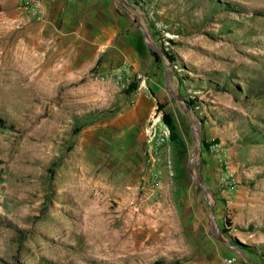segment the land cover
I'll return each instance as SVG.
<instances>
[{"label":"rangeland","instance_id":"rangeland-1","mask_svg":"<svg viewBox=\"0 0 264 264\" xmlns=\"http://www.w3.org/2000/svg\"><path fill=\"white\" fill-rule=\"evenodd\" d=\"M0 117V264H262L264 0H0Z\"/></svg>","mask_w":264,"mask_h":264},{"label":"built area","instance_id":"built-area-1","mask_svg":"<svg viewBox=\"0 0 264 264\" xmlns=\"http://www.w3.org/2000/svg\"><path fill=\"white\" fill-rule=\"evenodd\" d=\"M147 170L141 182L135 187L134 196L141 205L157 201L162 191V181L171 162L163 160L161 150L170 137L169 128L163 124L161 116H153L146 130ZM231 261H228L230 264Z\"/></svg>","mask_w":264,"mask_h":264},{"label":"trees","instance_id":"trees-1","mask_svg":"<svg viewBox=\"0 0 264 264\" xmlns=\"http://www.w3.org/2000/svg\"><path fill=\"white\" fill-rule=\"evenodd\" d=\"M152 54L154 56V59H156L157 63L162 61V57L158 53L152 51ZM168 58L171 61H175L174 55H168ZM136 87H137V84L133 85L132 88H131V91H133ZM188 105L190 106V108L194 109L195 107L198 106V101H195V100L189 101ZM164 120L168 124V126L171 128L173 136H174L175 125H174V122H173L172 118L170 117L169 114H165L164 115ZM202 122L204 123L203 120H202ZM0 128L1 129H5V130H8V129L9 130H13V131L16 130L15 125H13L8 120H6V119H4L2 117H0ZM239 246H240L241 251L244 252L245 254H250V255H253V256L258 258V253L256 251H254L253 248H251L249 246H245V245H240V244H239ZM260 260H262V264H264V259L260 258ZM155 264H164V263L162 261H158Z\"/></svg>","mask_w":264,"mask_h":264},{"label":"water","instance_id":"water-1","mask_svg":"<svg viewBox=\"0 0 264 264\" xmlns=\"http://www.w3.org/2000/svg\"><path fill=\"white\" fill-rule=\"evenodd\" d=\"M191 173L193 174L194 179L197 181V185H198V186H201V187L204 189V191H205V186H204L203 181H202L199 177H197V176L193 173V171H191ZM211 209H212V212H213V215H214V214H215V209H214V207L212 206ZM218 239L221 240L222 242H224V240L221 239L220 237H218ZM234 247H235V249H237V250L239 249V247H237V246H234Z\"/></svg>","mask_w":264,"mask_h":264}]
</instances>
